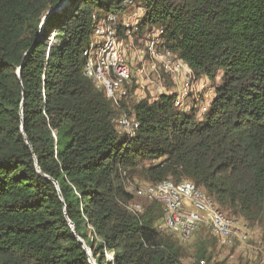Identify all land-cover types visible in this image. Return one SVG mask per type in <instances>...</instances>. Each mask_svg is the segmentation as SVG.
I'll return each instance as SVG.
<instances>
[{
  "label": "trees",
  "instance_id": "trees-1",
  "mask_svg": "<svg viewBox=\"0 0 264 264\" xmlns=\"http://www.w3.org/2000/svg\"><path fill=\"white\" fill-rule=\"evenodd\" d=\"M62 1L0 0V264H183V245L157 229L160 203L126 208L133 174L190 179L229 216L264 222V0H141L142 26L198 76L223 73L202 120L173 95L115 106L83 52L125 0H65L46 17ZM130 109L128 139L113 119ZM197 256L210 264L203 246Z\"/></svg>",
  "mask_w": 264,
  "mask_h": 264
},
{
  "label": "built area",
  "instance_id": "built-area-1",
  "mask_svg": "<svg viewBox=\"0 0 264 264\" xmlns=\"http://www.w3.org/2000/svg\"><path fill=\"white\" fill-rule=\"evenodd\" d=\"M145 14L141 0H125L120 7L103 15L95 24L92 39L83 52L84 75L117 107H121L130 95L137 99L173 95L178 109L202 120L212 106L216 88L204 97L210 79L198 76L185 60L165 45L161 28L143 27ZM113 121L119 135L128 139L137 135L140 122L133 109L120 111ZM124 185L133 197H145L162 205L164 213L157 229L174 235L180 243H188L196 231L206 226L219 246L225 249L217 261L232 258V250L240 248H244L249 257L258 253L259 246L253 243L258 240L246 223L229 216L205 188L194 181L167 178L156 184H137L126 178ZM126 206L133 213L144 212L140 204ZM198 263L207 264V260L202 258Z\"/></svg>",
  "mask_w": 264,
  "mask_h": 264
},
{
  "label": "rangeland",
  "instance_id": "rangeland-1",
  "mask_svg": "<svg viewBox=\"0 0 264 264\" xmlns=\"http://www.w3.org/2000/svg\"><path fill=\"white\" fill-rule=\"evenodd\" d=\"M142 42H140V45ZM223 73L220 72L218 76L212 80H207L206 91L204 92V97L207 96L209 90H214L221 82H222ZM205 80V78H203ZM202 97L201 99H203ZM209 99L212 100L213 97L209 96ZM214 100V99H213ZM134 100H132L133 102ZM131 181L139 184H143L144 179L139 174H133V177L130 179ZM125 187V185H124ZM151 201L145 197H133L129 202L125 204H140L141 206L145 207ZM127 208V206H126ZM225 210V209H224ZM243 220L246 225L249 227L250 232L254 238L258 241L253 242L255 245L259 246L258 253L252 257H249L248 253L244 248L232 250L234 256L230 259L225 258L223 261H217L218 256L220 253L224 252L225 249L220 247L216 239L211 235L209 229L204 228L199 233H195L188 243L182 244L183 245V256H182V263L183 264H196L198 253L201 251L202 246L206 249L207 256H211L210 264H264V222H259L256 224H251L246 221L241 216H236ZM92 235L90 234V238ZM105 257L108 260H113V252L110 250H104Z\"/></svg>",
  "mask_w": 264,
  "mask_h": 264
},
{
  "label": "water",
  "instance_id": "water-1",
  "mask_svg": "<svg viewBox=\"0 0 264 264\" xmlns=\"http://www.w3.org/2000/svg\"><path fill=\"white\" fill-rule=\"evenodd\" d=\"M64 3H65V0H63V1H62L57 7L52 8V9L47 13L46 17H47L48 15H50L51 13L60 10V9L63 7ZM19 73H20V70H19ZM55 183L57 184V182H55ZM80 240L83 241L82 239H80ZM84 246H85V249L88 251V253L91 254V250H90V248H89L86 244H84ZM91 261H92V264H96L95 261H94L93 259H91Z\"/></svg>",
  "mask_w": 264,
  "mask_h": 264
},
{
  "label": "bare ground",
  "instance_id": "bare-ground-1",
  "mask_svg": "<svg viewBox=\"0 0 264 264\" xmlns=\"http://www.w3.org/2000/svg\"><path fill=\"white\" fill-rule=\"evenodd\" d=\"M51 38V37H50Z\"/></svg>",
  "mask_w": 264,
  "mask_h": 264
}]
</instances>
